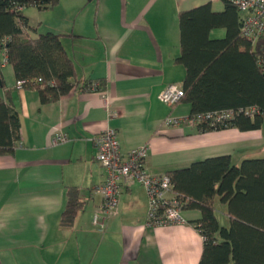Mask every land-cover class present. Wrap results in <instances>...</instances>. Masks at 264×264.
I'll return each mask as SVG.
<instances>
[{"label":"crops","instance_id":"crops-1","mask_svg":"<svg viewBox=\"0 0 264 264\" xmlns=\"http://www.w3.org/2000/svg\"><path fill=\"white\" fill-rule=\"evenodd\" d=\"M207 3L213 11L224 8L219 0H98L95 22L85 15V23L70 34L46 31L73 35L62 40L76 80L81 85L102 79L103 93L75 88L57 102L42 104L37 89L16 86L11 66L0 69V97L20 122L16 149L0 156V264H198L203 248L198 231L188 223L147 227V196L136 183L123 185L118 212L102 232L93 225L105 181L94 138L112 129L123 154L147 146L143 169L151 176L212 157L233 160L241 153L238 160L253 158L250 152L263 145L261 130L201 133L164 124L190 114L186 103L168 106L158 99L167 86L180 87L186 75L176 62L178 13ZM25 16L35 29L32 38L45 33L42 20ZM57 132L68 140L53 146ZM70 188L81 207L72 225L62 227ZM183 216L195 221L200 213L183 211Z\"/></svg>","mask_w":264,"mask_h":264},{"label":"trees","instance_id":"trees-1","mask_svg":"<svg viewBox=\"0 0 264 264\" xmlns=\"http://www.w3.org/2000/svg\"><path fill=\"white\" fill-rule=\"evenodd\" d=\"M219 1L221 11H213L207 3L178 13L176 62L186 70L180 102L190 106L189 117L233 112L219 122L202 120L195 126L201 133L258 131L264 126V35L254 44L247 41L237 9L230 0ZM59 2L0 0V65L5 54L15 82L37 89L42 104L57 102L75 88L103 93L106 86L102 79L79 85L62 40L73 35L45 32L31 37L35 29L24 10L45 11ZM217 30L224 31L222 38L212 37ZM19 129L18 113L0 97V156L14 152ZM166 176L172 193L184 203L182 211L200 213L198 220L187 222L203 239L198 264H264V157L244 159L238 165L227 155L212 157ZM66 197L62 227L72 225L81 207L75 189H67ZM218 206L223 207L227 226L219 221Z\"/></svg>","mask_w":264,"mask_h":264},{"label":"built area","instance_id":"built-area-1","mask_svg":"<svg viewBox=\"0 0 264 264\" xmlns=\"http://www.w3.org/2000/svg\"><path fill=\"white\" fill-rule=\"evenodd\" d=\"M232 5L241 15V34L252 44L264 35V0H230ZM6 65V55L0 68ZM22 88V83H16ZM94 90V87L92 88ZM184 92L177 85L167 86L158 96L163 104L174 106L180 103ZM252 114L253 110H246ZM232 111L215 113L199 117L167 118L165 126L195 127L202 120L213 119L219 122L230 118ZM67 138L61 132H57L52 140V145L57 146L67 142ZM95 159L105 173V181L98 191L102 204L98 212L93 216V225L102 232L106 221L116 215L119 208L120 196L123 185L136 183L146 192L148 211L146 216L147 227H165L172 225H184L182 201L171 191L170 180L167 176H151L143 169V160L146 157L147 146H142L123 154L118 142L115 130L107 129L94 138Z\"/></svg>","mask_w":264,"mask_h":264},{"label":"rangeland","instance_id":"rangeland-1","mask_svg":"<svg viewBox=\"0 0 264 264\" xmlns=\"http://www.w3.org/2000/svg\"><path fill=\"white\" fill-rule=\"evenodd\" d=\"M98 5V0H62L60 2L59 8H52L45 11H38L35 8H27L25 9V15L27 14L28 17H30L33 20L40 21L42 20L41 29L42 31H66L67 34L72 33L73 29H78L79 24L83 21L85 23V20L82 18L87 15V17L91 18V22H95L94 17L96 14V8ZM217 7V6H216ZM94 20V21H93ZM87 21V20H86ZM97 22V21H96ZM53 29V30H51ZM220 30L214 31V35L212 37L214 38H222L224 35L219 36ZM261 137H262V147L260 149H256L253 152H250L254 158H263L264 157V126L261 129ZM243 156L241 153L236 154L233 157L232 163L238 164L241 162V159ZM246 159V158H245ZM220 211H223L222 209L219 210L218 208V218L221 222L222 226H227V221L224 222L223 217L220 216ZM222 214V213H221ZM184 217V216H183Z\"/></svg>","mask_w":264,"mask_h":264},{"label":"water","instance_id":"water-1","mask_svg":"<svg viewBox=\"0 0 264 264\" xmlns=\"http://www.w3.org/2000/svg\"><path fill=\"white\" fill-rule=\"evenodd\" d=\"M88 1H91V0H88Z\"/></svg>","mask_w":264,"mask_h":264}]
</instances>
